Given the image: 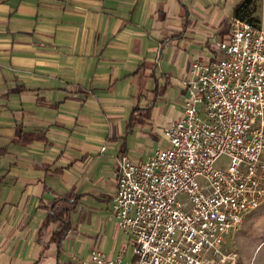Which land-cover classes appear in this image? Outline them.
<instances>
[{
    "label": "crops",
    "instance_id": "obj_1",
    "mask_svg": "<svg viewBox=\"0 0 264 264\" xmlns=\"http://www.w3.org/2000/svg\"><path fill=\"white\" fill-rule=\"evenodd\" d=\"M238 2L0 0V264L134 259L118 160L148 157L182 116L192 63L217 56Z\"/></svg>",
    "mask_w": 264,
    "mask_h": 264
},
{
    "label": "built area",
    "instance_id": "obj_2",
    "mask_svg": "<svg viewBox=\"0 0 264 264\" xmlns=\"http://www.w3.org/2000/svg\"><path fill=\"white\" fill-rule=\"evenodd\" d=\"M217 46L192 63L170 145L118 160L112 209L134 259L94 249L76 264H237L227 238L264 207V23L235 15Z\"/></svg>",
    "mask_w": 264,
    "mask_h": 264
},
{
    "label": "rangeland",
    "instance_id": "obj_3",
    "mask_svg": "<svg viewBox=\"0 0 264 264\" xmlns=\"http://www.w3.org/2000/svg\"><path fill=\"white\" fill-rule=\"evenodd\" d=\"M232 1L235 2L236 0ZM241 13L250 20L264 23V0H252L245 5ZM216 48L219 51L217 45ZM155 132L159 135L153 137L156 145L162 147L170 145L169 140L156 128L154 129ZM226 160L223 157L217 164L224 165ZM179 199L186 200V195L181 193ZM77 232L78 229L75 226L72 233L76 235ZM225 247L227 250H233L237 253V264H264V207L246 216L243 223L228 236ZM127 251L132 253L130 243L127 245Z\"/></svg>",
    "mask_w": 264,
    "mask_h": 264
},
{
    "label": "trees",
    "instance_id": "obj_4",
    "mask_svg": "<svg viewBox=\"0 0 264 264\" xmlns=\"http://www.w3.org/2000/svg\"><path fill=\"white\" fill-rule=\"evenodd\" d=\"M252 0H239V2L236 4L235 6V15L236 16H240L242 18H246L242 15L241 11L242 9L245 7V5L249 4ZM248 19V18H246ZM250 20V19H249ZM250 21H253V20H250ZM64 230V228H63Z\"/></svg>",
    "mask_w": 264,
    "mask_h": 264
}]
</instances>
